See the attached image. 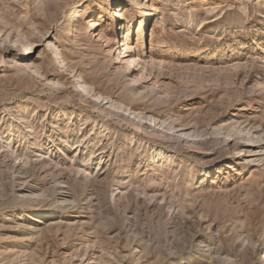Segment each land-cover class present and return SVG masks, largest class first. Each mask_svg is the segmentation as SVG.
<instances>
[{
	"label": "rangeland",
	"instance_id": "rangeland-1",
	"mask_svg": "<svg viewBox=\"0 0 264 264\" xmlns=\"http://www.w3.org/2000/svg\"><path fill=\"white\" fill-rule=\"evenodd\" d=\"M0 264H264V0H0Z\"/></svg>",
	"mask_w": 264,
	"mask_h": 264
},
{
	"label": "bare ground",
	"instance_id": "bare-ground-1",
	"mask_svg": "<svg viewBox=\"0 0 264 264\" xmlns=\"http://www.w3.org/2000/svg\"><path fill=\"white\" fill-rule=\"evenodd\" d=\"M116 1H119V2H123V0H116ZM127 8H128V5L127 6H124L122 4H118V9H116L115 13H114V16L116 18V20L118 21L119 25H121V27H119L120 29L122 28L123 29V37H124V42H123V46H124V51H123V54H122V59H121V68H122V71L123 73L125 74H128L130 69L132 68H135L136 64H137V61L141 62V53L143 55V50L146 49L147 52H149V44H148V40L145 38V35L141 38V44L140 45V49H136V47L133 46V42L131 44H128L129 41H130V36L128 34V31L126 29V24L125 22L127 21ZM137 9H140L139 7ZM137 14H139V11L137 12ZM97 25V23L94 21V20H91L90 21V26L91 27H95ZM79 23L76 24V23H73L72 24V27H71V30L68 32V38L71 39V38H75L79 35L80 33V28H79ZM144 32V31H143ZM104 39V38H102ZM140 39V38H139ZM48 43L49 45L52 47V49L56 52V54L54 55L53 57V60L55 63L59 62L61 65L64 64L65 62V59H64V55L63 53L61 52V50H59L56 45H54L52 43V41H49L50 40V37H48ZM126 41H127V44L126 45ZM138 46V45H137ZM14 46H11V45H4V50L5 49H13ZM119 48V47H118ZM117 48V49H118ZM114 47H110V53L112 54V56H114ZM31 52H33V45L32 44H27L24 46V49H22L21 53L22 55H27V54H30ZM51 54V52H50ZM146 70V67L142 68V72L140 73H135L133 74V71H132V78H131V85H138V86H142L143 84V81L145 80V76L147 75V70ZM74 76H77L76 73H74ZM78 82H80L82 84V86L87 90V81L84 79V77L82 75H79L78 76ZM73 90L76 92V95H77V99L74 101L75 103L77 104H81L83 106H85L87 109H89L91 112H93L94 114L98 115V116H101V115H104L106 114V110H105V98L106 97H103V95H98L99 93L96 92V93H93L91 94V96H85L82 91L78 88L77 84L74 83L73 81ZM61 89L59 90H54L55 93H61ZM92 91V90H91ZM90 90H87V92L90 94L91 93ZM63 92V91H62ZM97 95L99 98H95ZM108 103V102H107ZM122 115H124L122 113ZM109 119L108 120H111V121H114L115 123H119V124H122V122H118V121H115V116H108V114L106 115ZM125 120H127L128 122L130 121V116L129 115H125L124 117ZM131 122V121H130ZM132 126L134 127L133 129L135 130H143V127H144V124H142V127H136L135 125V122L132 121ZM147 124V123H145ZM151 126V125H150ZM155 133H157L158 131L157 130H153ZM142 134L151 139V140H161L162 142H166L165 140L159 138V134L157 133V135L155 137H152L149 133L147 132H142ZM174 137H177L178 139H182L179 135H176V134H171V137L170 138H174ZM183 141V139H182ZM96 182V181H95ZM32 185H27L24 189H27L28 187H30ZM63 192V191H62ZM13 215L16 214V212L12 213ZM10 214V215H12ZM58 215L57 211L56 210H46V211H41V208L40 206L37 207L36 209L32 210L29 214H28V219H34L35 217H39L41 216L42 219L46 218L47 221L48 220H51L53 218H55L56 216ZM18 216V215H17ZM12 218H9L7 221H11ZM41 220V219H40ZM38 222H42V221H38ZM23 226V225H22ZM30 238L29 237H20V239H18L21 244H23L25 241L29 240ZM90 263V261H88Z\"/></svg>",
	"mask_w": 264,
	"mask_h": 264
}]
</instances>
